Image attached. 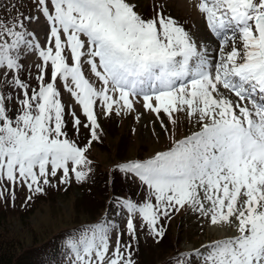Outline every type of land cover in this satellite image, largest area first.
Instances as JSON below:
<instances>
[{"label": "snow or ice", "instance_id": "snow-or-ice-1", "mask_svg": "<svg viewBox=\"0 0 264 264\" xmlns=\"http://www.w3.org/2000/svg\"><path fill=\"white\" fill-rule=\"evenodd\" d=\"M35 2L49 23L44 47L27 31L30 17L0 19V187L35 194L52 178L87 179L88 147L68 138L66 115L74 130L90 129V146L98 139L97 107L106 116L130 113L141 98L146 111L158 119L164 113L173 124V114L186 111L199 131L148 160L119 165L149 190L142 203L116 201L129 213L130 240L133 214L162 237L161 218L187 206L236 234L178 253L172 264H264V0H199L197 10L219 38L215 58L174 18L161 12L144 18L132 0ZM31 50L41 61L35 87L21 76V54ZM61 87L88 123L74 110L66 113ZM109 232L104 223L87 229L71 246L74 264H135L132 244L120 234L111 244Z\"/></svg>", "mask_w": 264, "mask_h": 264}, {"label": "rangeland", "instance_id": "rangeland-1", "mask_svg": "<svg viewBox=\"0 0 264 264\" xmlns=\"http://www.w3.org/2000/svg\"><path fill=\"white\" fill-rule=\"evenodd\" d=\"M24 1H27L28 6L25 17L31 18L24 20L27 31L44 47L49 35V23L36 7L35 0ZM132 2L135 11L144 18L154 17L157 12L174 18L198 46L203 45L207 49L210 58L218 56L219 43L212 39L206 29L204 15L197 10L199 0H132ZM235 44L237 48L242 47L238 38ZM231 46L230 42L226 50H231ZM21 58L28 71L36 75L35 66L41 62L38 53L35 50L26 51L21 54ZM48 75L50 77V70ZM86 75L95 82L90 73ZM60 91L66 113L74 110L82 123H88L70 94L62 87ZM230 95L229 98L235 101L236 97ZM10 105L11 108L16 106ZM96 115L99 125L96 130L98 139L92 140L90 146V129L80 126L76 131L72 126L71 116L65 117L68 138L81 147H88L86 155L91 161L89 166L91 172L87 179L83 182L72 179L68 184H59L58 178H52L50 184L43 185L42 193L35 194L19 185L8 191H4L6 185L0 187V191H4L0 196L1 206L3 204L8 206L6 207L8 210L26 212L20 219L19 215L12 214L13 218L6 219L8 226L23 228L30 241L34 238L35 241H44L47 245L53 238L55 241L57 239L61 242L67 241L66 254L74 256L75 259L72 244L78 242L87 229L101 223L108 224L110 243L114 244L116 235L120 234L123 242L132 244V255H141L140 258L145 259L146 264L159 257L167 258L168 264H172L173 257L178 253L192 252L201 249L202 245L236 234L234 227L227 224L212 225L209 217L202 216L186 206L178 212L170 213V219L161 218L158 227L163 230L162 237L151 234L146 226L141 227L138 214H133L136 240L131 241L126 229L129 213L116 201L131 200L139 204L148 198L149 190L138 176L121 171L119 165L145 161L157 152L167 151L175 141L199 131V123L195 117H188L186 111L173 114L176 121L174 124L164 113H161L158 119L156 114L143 108L141 98L136 99L133 112H121L117 115L113 111L111 115L106 116L102 107H97ZM161 122L164 127L161 126ZM9 191L14 192V195L10 196ZM29 196L32 197L31 200L27 199ZM60 254L64 255L65 252L63 254L62 250Z\"/></svg>", "mask_w": 264, "mask_h": 264}, {"label": "trees", "instance_id": "trees-1", "mask_svg": "<svg viewBox=\"0 0 264 264\" xmlns=\"http://www.w3.org/2000/svg\"><path fill=\"white\" fill-rule=\"evenodd\" d=\"M28 12L27 1L24 0H0V19L12 20L17 16L25 17ZM22 61L21 76L29 81L32 87L36 86V81L33 78L35 75L25 67ZM3 79V78H0ZM5 88L0 85V93H3ZM15 95L14 91L9 93ZM11 105L9 108L11 110ZM7 205L1 206L0 203V264H74L73 257L66 254L68 250L67 241L51 239L49 245L44 241H35L34 238L30 241L23 232V228L17 229L6 224V219L13 218L12 214L20 217L26 213L23 210H8ZM5 220V223H3ZM66 249H65V248ZM63 254L61 255V251ZM141 255H132L135 264H146L145 259L140 258ZM150 264H168V259L159 257Z\"/></svg>", "mask_w": 264, "mask_h": 264}, {"label": "bare ground", "instance_id": "bare-ground-1", "mask_svg": "<svg viewBox=\"0 0 264 264\" xmlns=\"http://www.w3.org/2000/svg\"><path fill=\"white\" fill-rule=\"evenodd\" d=\"M225 94H226V93H225ZM227 95H228V96H231V95L228 94V93H227ZM257 96H259V94H257ZM233 97H234V95H233ZM234 99H235V98H234ZM236 99H237V98H236ZM261 102H264V101H261ZM249 107H251V106L249 105Z\"/></svg>", "mask_w": 264, "mask_h": 264}]
</instances>
